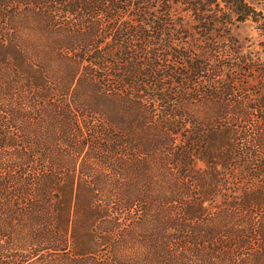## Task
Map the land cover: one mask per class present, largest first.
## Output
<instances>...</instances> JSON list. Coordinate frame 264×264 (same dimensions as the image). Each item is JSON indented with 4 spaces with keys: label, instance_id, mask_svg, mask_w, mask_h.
I'll return each instance as SVG.
<instances>
[{
    "label": "trees",
    "instance_id": "trees-1",
    "mask_svg": "<svg viewBox=\"0 0 264 264\" xmlns=\"http://www.w3.org/2000/svg\"><path fill=\"white\" fill-rule=\"evenodd\" d=\"M221 1L236 17L246 13L238 1ZM212 2L180 0L194 15ZM167 3L0 0V264H264V105L234 109L227 89V103L205 117L182 108L198 99L189 85L214 80L213 69L189 59L179 73L160 71L150 45L170 36ZM40 28L52 32L55 44L45 47L56 62L31 44L25 59L39 66L30 75L2 48ZM57 64L64 80L51 83L45 68ZM55 90L57 103L47 100ZM233 116L246 123L235 136L249 138L240 148L252 166L241 167L256 188L216 205L224 182L212 168L228 166L237 150L223 152L228 142L219 141L212 150L210 136ZM140 154L163 165L167 194H154L160 173L127 174L142 171Z\"/></svg>",
    "mask_w": 264,
    "mask_h": 264
},
{
    "label": "rangeland",
    "instance_id": "rangeland-1",
    "mask_svg": "<svg viewBox=\"0 0 264 264\" xmlns=\"http://www.w3.org/2000/svg\"><path fill=\"white\" fill-rule=\"evenodd\" d=\"M213 1L206 4L203 10L194 15L191 11L184 9L180 0H169V3H167L169 10L164 13L168 14L167 26L172 29L170 36L169 38H164L165 36H163L156 45H150L155 47L160 54L157 62L160 71H163L164 74L168 72L172 74L181 72L185 67V60L198 59L208 61V66L213 69L210 72V76L214 77V80H207L205 75L200 76L199 80L191 83L187 90L189 96H197L196 98L198 99H189L187 96L188 99L183 100L184 105H181L182 108L184 107L188 111L196 112L201 117H205L207 113H210L213 107L224 106V103H227L226 97L229 96L225 94L227 89L231 92L232 101H238L235 106H231L233 108H244V104L247 107L255 105V108L260 103L264 105V0H235L246 10L245 14L240 15L241 18L230 13L227 6L221 0ZM162 7L164 8L162 4L155 2L151 10H153L155 16H160L159 9L162 10ZM245 15L247 16L246 18H244ZM129 16L125 15L123 18L130 19ZM127 21L132 23L130 20ZM147 28L149 27L147 26ZM41 30L42 28L35 34L32 30L25 32V38L28 37L31 41H26L23 44L7 42L2 48L11 58V61L16 65L18 64L19 68L17 67V70L34 75L38 69L37 66H34L39 64L37 58L30 61L25 59L27 53L23 48L29 47L31 44H36L35 48L42 50L39 54H43L45 58H49L51 64L56 62L51 61V57L54 56L52 49L48 46L47 48L45 47V44H55L51 37L52 32L44 29L40 33ZM176 30L182 32L177 33ZM163 39L168 40L165 46L162 42ZM167 46H172V49ZM60 68L58 64L56 68H45V70L51 73L49 78L51 83L63 82L64 78L62 77L65 72L63 67ZM175 86L177 85L175 84ZM210 92H212V95L210 94V96L203 98V95ZM58 99H60L59 92L55 90L52 97L47 100L57 103ZM44 103H47L46 98ZM238 114L241 113L239 112ZM225 122H228L227 125L220 128L218 135L214 134V137L217 139L210 136V139L214 141L211 148L214 150L215 145H218L217 141L220 144L228 142L223 152L230 150L232 153L235 149L237 151L235 155L233 152L234 158L228 166L223 167L218 165L212 168L217 174L218 181L220 183L224 182V185L221 187L223 196L215 198L216 205L223 197L230 198L226 202L239 203L248 191L250 192L256 188L254 186L255 181L248 180L249 176L247 174L249 172H246L241 167L244 162H247L245 163L246 166H252L247 156L242 153V148H240L242 142L244 146H248L249 138L245 137L244 140L238 141L236 139L238 136H235V132H240L241 134L244 132L243 129L237 131L236 126L240 129L241 125L246 127V123L239 116H233L232 119L225 120ZM190 127L188 126V128ZM226 127H230V132ZM249 127L251 126L249 125ZM223 130H228V134ZM260 143L264 145V140H260ZM240 153L241 155L239 156ZM151 156L154 157V155ZM133 157L139 160L137 161V165L142 168V171L132 166L136 169H129L127 174L160 173L159 169L163 165L157 160L156 162L151 161V164H146V155L140 154ZM260 157L264 159V152L261 153ZM147 165H151V171H146ZM196 167L200 168L204 177L209 176L208 172L210 169L204 161L199 160L196 163ZM159 176L161 177L159 179L160 184H156V188L160 187L161 192L154 194H167L171 186V183H169L170 178L163 171ZM230 209L232 212H239L236 208L230 207ZM152 220L151 216L149 221Z\"/></svg>",
    "mask_w": 264,
    "mask_h": 264
}]
</instances>
